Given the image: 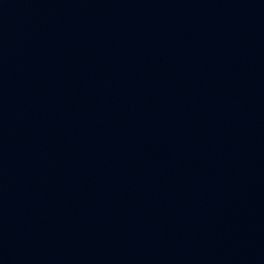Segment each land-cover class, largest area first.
<instances>
[{
    "label": "water",
    "instance_id": "95a60500",
    "mask_svg": "<svg viewBox=\"0 0 264 264\" xmlns=\"http://www.w3.org/2000/svg\"><path fill=\"white\" fill-rule=\"evenodd\" d=\"M0 264H264V0H0Z\"/></svg>",
    "mask_w": 264,
    "mask_h": 264
}]
</instances>
